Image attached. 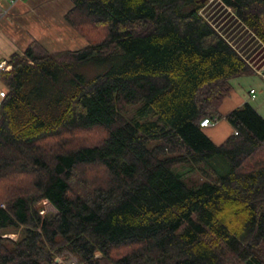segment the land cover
Segmentation results:
<instances>
[{"label":"trees","instance_id":"1","mask_svg":"<svg viewBox=\"0 0 264 264\" xmlns=\"http://www.w3.org/2000/svg\"><path fill=\"white\" fill-rule=\"evenodd\" d=\"M71 1L87 45L0 70V230L22 228L0 264H264V117L234 108L221 143L201 125L253 72L208 0ZM221 1L264 42V0Z\"/></svg>","mask_w":264,"mask_h":264},{"label":"crops","instance_id":"2","mask_svg":"<svg viewBox=\"0 0 264 264\" xmlns=\"http://www.w3.org/2000/svg\"><path fill=\"white\" fill-rule=\"evenodd\" d=\"M207 6L210 8L205 17L223 32L253 69L252 73L229 81L232 90L219 108L223 117L205 127L209 136L221 143L234 132L226 118L234 108L249 103L264 117V56L256 65L250 62L254 56L264 55V42L221 0H210ZM71 7V0H0V62L9 60L15 52L22 53L34 40L41 41L52 52L64 45L68 49L87 45V40L65 20ZM2 90L6 87L0 80Z\"/></svg>","mask_w":264,"mask_h":264},{"label":"rangeland","instance_id":"3","mask_svg":"<svg viewBox=\"0 0 264 264\" xmlns=\"http://www.w3.org/2000/svg\"><path fill=\"white\" fill-rule=\"evenodd\" d=\"M208 3H210V0H208V2L206 4L208 5ZM207 5H205L206 8L204 7L202 9V13L205 16H208L206 11H208V9L210 8V6H207ZM79 35H80V33H79ZM68 48H69L68 46L66 47V45H64V46H62V48H59V49H56V50L52 49V50H53L54 53H57V52H59L61 50H67ZM263 56H264L263 54H259L257 56H254L255 59H251L250 62H252V64L256 65V64H258V61L261 58H263ZM82 71L88 73L89 75H92V74L97 73V72H99L101 70H100V68L98 66H94V65L90 66L89 65V66L85 67L84 70H82ZM2 84H3V82H2ZM174 169L176 171H178V172H181V171H185L186 172L189 169V167L186 166V165H178ZM186 173H187V175L185 177H191L193 175V173H191V174L189 172H186ZM45 207H46L45 209L47 210V212H54L55 211L53 206L50 205L48 202L45 203ZM21 231H22V228H20L18 230H13V229L0 230V232L4 233L5 236L13 238L14 240H17L19 238V235H21ZM98 255H100V254L98 253ZM57 260L60 261L62 264H81V262L78 260V258L75 255L71 254V253H68V257L67 258H66V256L64 254H60V255L57 256L56 261ZM243 264H245V263H243Z\"/></svg>","mask_w":264,"mask_h":264},{"label":"built area","instance_id":"4","mask_svg":"<svg viewBox=\"0 0 264 264\" xmlns=\"http://www.w3.org/2000/svg\"><path fill=\"white\" fill-rule=\"evenodd\" d=\"M11 65H10V63L8 62V60H4V61H1L0 62V70H6V71H8V70H10L11 69ZM252 92L254 93L255 92V90L254 89H252ZM0 93H2V95H0V104H1V102L3 101V98L6 96V91L5 90H2V91H0ZM253 96L255 97V95L253 94ZM0 107H1V105H0ZM218 119H212V120H210L209 118H205V119H203V121H202V123H201V125L202 126H210V125H213V124H215V121H217ZM40 212L44 215V214H46V209L45 208H41V210H40ZM58 261V260H57ZM59 263H61L60 261H58Z\"/></svg>","mask_w":264,"mask_h":264},{"label":"snow or ice","instance_id":"5","mask_svg":"<svg viewBox=\"0 0 264 264\" xmlns=\"http://www.w3.org/2000/svg\"><path fill=\"white\" fill-rule=\"evenodd\" d=\"M0 95H2V93H0Z\"/></svg>","mask_w":264,"mask_h":264},{"label":"water","instance_id":"6","mask_svg":"<svg viewBox=\"0 0 264 264\" xmlns=\"http://www.w3.org/2000/svg\"><path fill=\"white\" fill-rule=\"evenodd\" d=\"M203 1H205V0H203Z\"/></svg>","mask_w":264,"mask_h":264}]
</instances>
